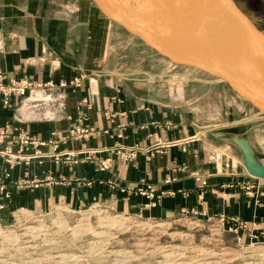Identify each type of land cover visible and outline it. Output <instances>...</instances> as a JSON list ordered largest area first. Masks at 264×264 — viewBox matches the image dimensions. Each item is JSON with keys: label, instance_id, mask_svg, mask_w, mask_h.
<instances>
[{"label": "crops", "instance_id": "obj_1", "mask_svg": "<svg viewBox=\"0 0 264 264\" xmlns=\"http://www.w3.org/2000/svg\"><path fill=\"white\" fill-rule=\"evenodd\" d=\"M96 7L93 0H0V71L43 84L0 104V221L19 208L102 200L158 219L236 216L246 233L264 231V178L247 171L239 143L246 138L264 164V120L237 123L253 112L210 80L165 68L114 69L106 54L111 26ZM75 126L92 132L72 137ZM115 145L153 150L126 161L110 152ZM89 149L102 150L88 158ZM147 185L155 204L138 191Z\"/></svg>", "mask_w": 264, "mask_h": 264}, {"label": "rangeland", "instance_id": "obj_2", "mask_svg": "<svg viewBox=\"0 0 264 264\" xmlns=\"http://www.w3.org/2000/svg\"><path fill=\"white\" fill-rule=\"evenodd\" d=\"M237 1L264 29V0ZM108 23L111 31L106 54L114 69L123 67L120 71L144 69L158 72L165 68L179 77L212 81L199 69L193 70L190 66L172 62L120 24L109 19ZM252 120L256 119L251 113L238 119L237 123ZM118 213L129 216L128 226L117 231V236L110 238L103 246L104 251L101 254L92 251L95 240L92 233L85 231L83 235H78L84 231L72 230L85 215L96 225L99 215L111 216ZM159 221L167 222L166 227L154 226ZM140 223L151 224L143 226ZM40 225H44L49 234L45 240L24 236L26 228ZM246 228L247 226L232 230L227 226H218L213 219L206 216L189 214L168 219L147 217L141 213L117 210L102 200L76 207L60 202L46 209L19 208L9 222L0 221V264H164L167 260L165 253L176 246L179 249L178 252L173 251L174 257L179 252L183 253L182 261H187L185 264H203L207 251L216 253L213 259L221 261L222 264L233 260L238 264H264V231L248 234ZM26 238L29 241L25 242ZM63 254L68 256L64 258Z\"/></svg>", "mask_w": 264, "mask_h": 264}, {"label": "water", "instance_id": "obj_3", "mask_svg": "<svg viewBox=\"0 0 264 264\" xmlns=\"http://www.w3.org/2000/svg\"><path fill=\"white\" fill-rule=\"evenodd\" d=\"M93 1L109 20L172 62L201 70L264 120V29L237 0H182L183 23L174 36L164 0ZM239 143L247 171L264 178L248 140Z\"/></svg>", "mask_w": 264, "mask_h": 264}, {"label": "bare ground", "instance_id": "obj_4", "mask_svg": "<svg viewBox=\"0 0 264 264\" xmlns=\"http://www.w3.org/2000/svg\"><path fill=\"white\" fill-rule=\"evenodd\" d=\"M164 1L169 3V6H165V8H166L165 13H166L167 21L171 22V24H170L169 28H167V30H168L169 34H172L174 36L178 33L179 24L183 23L184 6L182 3V0H164ZM137 4H140V1ZM129 5L132 6L133 4L131 3ZM166 5H167V3H166ZM101 212H102V210H101ZM98 213L100 214V212H98ZM84 214H87V212H84ZM128 217L129 216H125V215L119 214V213L115 214V215H111V216H109V215L106 216V214L105 215L101 214L98 216V223L96 225H93L89 221V217L87 215H85L84 217L79 219L80 220V221H78L79 224L77 223L75 226L72 227V230L73 231H84L82 234L80 233L78 235H83L86 232H88V233L90 232V234L92 233L93 237L95 238V240L93 241L94 248L92 251L93 252L95 251V254H101L104 251L103 246L105 244H107V242L110 240V238L117 236V234H116L117 231L124 229L128 226V223L130 220V219H128ZM55 223H57V221ZM140 224L143 226H148L151 223H140ZM166 224H167V222L159 221V222L155 223L154 226L163 228V227H166ZM0 233H2L1 230H0ZM48 235L49 234L47 233V229L44 225L43 226L40 225V227L30 226V227L26 228L25 234H24V236L25 237L28 236L29 239L38 238V239H42V240H45L48 237ZM27 241H29V240L27 239L25 242H27ZM32 246H34V244ZM165 248L167 249V247H165ZM168 248H172V247H168ZM174 248H176V250H174ZM178 249H179V247L176 246V247H173V249L171 251L167 250V253H165V257L167 260L164 264H185V262H187V261H185V262L182 261L184 258V257H182L183 253L179 252L177 255H181V256L176 255V257H174L175 253L173 251L178 252ZM206 253H207V258L205 260L206 263L203 261L204 262L203 264H222L221 261L213 259L216 256V253H214L212 251H207ZM102 255H104V254H102ZM67 256L68 255L63 254L62 257L66 258ZM233 261H229V263L227 261V263L228 264H238V263L233 262ZM245 264H258V263L247 262Z\"/></svg>", "mask_w": 264, "mask_h": 264}, {"label": "built area", "instance_id": "obj_5", "mask_svg": "<svg viewBox=\"0 0 264 264\" xmlns=\"http://www.w3.org/2000/svg\"><path fill=\"white\" fill-rule=\"evenodd\" d=\"M192 69H196L193 68ZM51 83H48L46 85H50ZM43 84L33 81L30 78H9L5 72L0 71V104L3 105H11L13 102V98L15 96H28L30 92H32L34 89L41 87ZM45 85V86H46ZM252 116L254 119H261L258 115L255 113H252ZM92 132V129L81 127V126H75L70 130V136L75 138H81V137H87ZM31 138H23L22 141L24 143L31 142ZM174 141H168L165 142L164 145H172L174 144ZM157 144H162L158 142ZM104 149V148H103ZM111 153H114L117 155V157L129 161L133 158H135L139 153L144 154H150L152 152V147H141L137 145L132 146H125V145H115L114 147L108 148ZM108 149H104L108 150ZM102 149H89L85 151L88 158H96V155L98 151H101ZM102 168H107L111 164V158L103 159L102 161ZM254 184L247 182L243 185V187L246 189V192L251 196L257 197V192L254 190ZM0 189L3 190V185L0 184ZM138 191H140L142 194L146 195L150 199L151 204H155L157 202L156 193L155 190L152 188L151 185H147L145 188H138ZM3 208V203L0 202V209ZM188 215V214H183ZM208 218L213 219L218 226H225L226 220L230 219L233 220L235 223H237V226L230 227L232 230H237V228L245 227L247 224L242 221L239 217L232 216L228 217L224 214L218 215V216H209Z\"/></svg>", "mask_w": 264, "mask_h": 264}, {"label": "trees", "instance_id": "obj_6", "mask_svg": "<svg viewBox=\"0 0 264 264\" xmlns=\"http://www.w3.org/2000/svg\"><path fill=\"white\" fill-rule=\"evenodd\" d=\"M240 5V4H239ZM242 8V7H241ZM243 9V8H242Z\"/></svg>", "mask_w": 264, "mask_h": 264}]
</instances>
